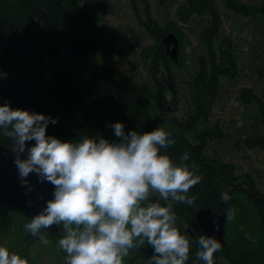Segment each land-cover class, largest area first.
Returning a JSON list of instances; mask_svg holds the SVG:
<instances>
[{"label": "trees", "instance_id": "16d2710c", "mask_svg": "<svg viewBox=\"0 0 264 264\" xmlns=\"http://www.w3.org/2000/svg\"><path fill=\"white\" fill-rule=\"evenodd\" d=\"M156 1L160 6L169 2ZM222 4L232 14L261 19L264 27V2L222 0ZM109 12V0H0V69L28 81L40 96L50 95L56 101L57 109L52 116L58 118L55 125L62 140L76 139L82 134L114 138L113 129L106 124L116 121L125 124V131L163 127L170 132L176 141L167 149L170 157L179 162L182 153L189 151L188 163L195 164L201 176L200 182L189 189V194L196 196L194 205L173 202L177 226L189 235L186 264H204L195 255L198 237L203 234L195 213L208 207L220 214L234 207L236 221L242 228L239 237L230 238L231 220L226 215V243L214 253V264H264V192L250 175L237 174L234 163L217 160L207 153L209 142L225 138L219 122L208 124L221 81L233 76L236 64L232 39L221 34L223 18L216 0H184L175 10L176 23H168L164 29L156 28L157 23L147 14L158 37L154 53L148 57L149 83L136 82L127 72L99 62L104 35L98 19L104 20ZM194 18L201 19L197 38L204 52L197 56L196 71L189 82L190 111L180 118L175 114L180 100L170 73L167 79H160L162 67L178 66L166 54L161 38L172 32L181 44L182 25ZM258 57L260 91L244 87L237 97L241 103L254 106L264 124V52ZM4 102L0 98V103ZM0 143L11 146L7 137H0ZM237 144L250 149L264 148V134L255 129ZM223 191L231 196L228 202L220 198ZM240 202L248 210L239 209ZM0 206L5 214L7 211L23 214L27 222L28 217L21 209L2 202ZM245 217L253 219L255 229L243 222ZM58 227L59 232L54 235L46 229L35 236L27 232L24 250L28 252L42 236L58 241L63 235L62 226ZM143 244L149 253L144 252L151 257L152 246L146 241Z\"/></svg>", "mask_w": 264, "mask_h": 264}, {"label": "clouds", "instance_id": "9594fccd", "mask_svg": "<svg viewBox=\"0 0 264 264\" xmlns=\"http://www.w3.org/2000/svg\"><path fill=\"white\" fill-rule=\"evenodd\" d=\"M6 76L0 70V77ZM57 122L50 114L0 103V137L8 138L26 193L34 187L27 179L30 173L54 186L52 198L23 228L35 236L49 226H62L58 245L66 264H124L129 250L145 241L152 246L151 264H186L189 235L177 226L173 202L195 204L189 189L201 176L188 163L190 152L185 150L179 162L171 158L167 149L176 141L163 127L125 131V124L116 121L106 124L114 138L82 134L62 140L47 133L49 123ZM220 198L228 202L231 196L223 191ZM226 215L233 217L234 207ZM212 222L218 230L219 218ZM197 243L196 257L214 264L220 240L202 234ZM0 264L29 262L0 244Z\"/></svg>", "mask_w": 264, "mask_h": 264}, {"label": "rangeland", "instance_id": "374dc122", "mask_svg": "<svg viewBox=\"0 0 264 264\" xmlns=\"http://www.w3.org/2000/svg\"><path fill=\"white\" fill-rule=\"evenodd\" d=\"M241 1L249 4L264 2ZM109 2L110 12L104 16V20L98 19L104 35L98 54L99 62L127 72L136 82L149 83L148 57L153 55L158 37L147 14L150 13V19L157 23L156 28L164 29L168 23H176L175 10L184 0H169L166 6H160L156 0ZM216 2L223 18L221 34L232 39L236 64L233 76L221 81L218 99L212 106L208 124L219 122L225 138L222 141L209 142L207 153L217 160L234 163L237 174L250 175L264 192V148L250 149L243 144L236 146L238 140L251 135L255 129L264 134V124L259 121L255 107L241 103L237 97L241 88L250 87L258 92L262 87V82L257 77V69L261 65L258 56L264 52V27L261 19L253 20L232 14L224 8L222 0ZM200 22L201 19L194 18L189 24L182 25L183 42L179 43L177 53L180 64H170L168 69L162 67L160 74V79L165 80L169 72L175 83L180 100L175 114L180 118L190 111L189 82L196 71L197 56L204 52L197 38ZM168 98L170 99L169 96ZM151 109L157 118V113ZM197 128L200 130V127ZM188 136L191 138L190 134ZM239 209L246 211L248 207L240 202ZM3 212L5 210L0 206V244L26 257L29 264H66V253L59 247L58 241L53 242L44 236L26 252L24 245L27 243V231L23 228L26 218L17 211H7L6 214ZM230 220L229 237L234 239L242 234V228L236 221V211ZM243 222L255 229L256 223L252 218L245 217ZM144 251L148 252L145 244H137L124 257V264H151V257Z\"/></svg>", "mask_w": 264, "mask_h": 264}, {"label": "water", "instance_id": "95a60500", "mask_svg": "<svg viewBox=\"0 0 264 264\" xmlns=\"http://www.w3.org/2000/svg\"><path fill=\"white\" fill-rule=\"evenodd\" d=\"M161 42L169 58L175 63L178 62L177 53L180 48L178 38L170 32L162 38ZM6 73V77H0L1 99L7 100L15 108L18 107L52 116L57 109V103L50 95L42 97L28 81L8 72ZM47 133L58 136V128L56 125L49 123ZM14 156L15 154L8 146L0 143V202L6 206L21 209L30 219L45 206L48 199L52 198L54 186L51 182H39L36 174L30 173L27 179L34 187L26 193L27 186H23L20 182L17 166L14 164ZM29 200L32 201L31 204L28 203ZM213 217L219 218L218 230L214 228ZM195 221L203 234L215 235L220 240L222 248L225 246L226 214L217 213L209 207L201 208L195 213ZM46 230L54 235L58 234L59 227L52 225Z\"/></svg>", "mask_w": 264, "mask_h": 264}]
</instances>
